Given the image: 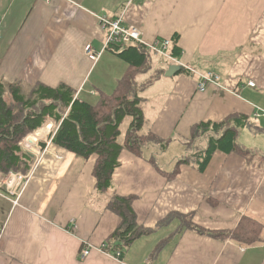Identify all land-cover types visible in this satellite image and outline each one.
<instances>
[{
	"label": "crops",
	"instance_id": "1",
	"mask_svg": "<svg viewBox=\"0 0 264 264\" xmlns=\"http://www.w3.org/2000/svg\"><path fill=\"white\" fill-rule=\"evenodd\" d=\"M103 16H121L148 41L170 39V52L177 35V57L219 78L200 90L198 76L187 69L147 86L140 93L143 132L163 143L141 155L123 149L105 192L96 188V156L84 158L52 143L48 122L36 146L30 143L38 150L31 173L0 170V264H264V157L216 149L203 169L181 163L175 176L149 162L155 155L172 170L186 153L193 125L212 127L227 117L238 143L264 156V115L255 114L264 110V0H0V78L64 83L89 102L100 90L111 93L128 62L114 45L105 46ZM87 43L100 52L96 60L85 53ZM152 56L154 67L138 77L140 83L170 66ZM11 173L30 176L9 189ZM113 193L135 194L138 223L154 231L118 247L119 258L93 248L83 259V243H107L121 221L107 207ZM246 219L261 224V240L222 239L185 223L227 230Z\"/></svg>",
	"mask_w": 264,
	"mask_h": 264
},
{
	"label": "trees",
	"instance_id": "2",
	"mask_svg": "<svg viewBox=\"0 0 264 264\" xmlns=\"http://www.w3.org/2000/svg\"><path fill=\"white\" fill-rule=\"evenodd\" d=\"M177 41L175 35L171 45V53L175 56L181 54ZM112 45L113 51L127 60L128 67L113 91L100 90L95 102L76 97V90L64 83L51 87L40 82L29 84L21 79L5 82L0 78L2 172H27L30 169L34 155L23 149L21 141L29 133L46 127L48 122H52L49 134L52 143L84 158L96 156L92 172L96 188L103 192L111 188L113 172L120 165L119 155L123 149L141 155L149 145L163 143L156 134L143 132L145 115L140 93L165 75V69L157 68L156 76L140 83L138 77L154 67L152 52L138 42L112 43L108 48ZM182 70L187 69L181 67L178 71ZM210 127V122L203 121L191 127L186 153L178 156L172 170H165L155 155L149 158V162L163 175L175 176L181 163L203 169L216 149L237 150L249 159L264 157L238 143V131L231 126L230 117ZM41 144L44 146L45 142ZM135 198V194L113 193L108 200L107 207L117 213L121 221L108 236L107 248L127 247L139 236L154 231L138 223L132 205ZM182 217L190 216L185 214ZM244 222L227 230H206L192 222L185 223L222 239L234 237L248 243L261 240V224L251 219Z\"/></svg>",
	"mask_w": 264,
	"mask_h": 264
},
{
	"label": "built area",
	"instance_id": "3",
	"mask_svg": "<svg viewBox=\"0 0 264 264\" xmlns=\"http://www.w3.org/2000/svg\"><path fill=\"white\" fill-rule=\"evenodd\" d=\"M101 27L107 28V37L105 40V46H109L112 43H141L146 46L154 56H156L160 61L166 64V67L170 65H182L183 68L190 70L192 74L198 76L197 87L200 90H204L210 83H215L219 78V75L213 71H198L191 68L189 65L183 63L179 57L173 55L169 48L171 41L168 38H157L153 41H148L144 38L142 30L134 24H125L121 16L109 18L100 17ZM85 53L92 59L97 58L100 52L93 49L91 44H86ZM248 84L254 85V81H249ZM261 112V113H260ZM255 113L257 116L264 115V110ZM27 178V175L21 173L10 174L5 181V184L9 189H12ZM93 248H97L103 252L113 254L117 258L120 256V252L116 248H107V243H103L99 247H95L93 244L85 241L79 251L81 258H86Z\"/></svg>",
	"mask_w": 264,
	"mask_h": 264
},
{
	"label": "bare ground",
	"instance_id": "4",
	"mask_svg": "<svg viewBox=\"0 0 264 264\" xmlns=\"http://www.w3.org/2000/svg\"><path fill=\"white\" fill-rule=\"evenodd\" d=\"M104 29H107V28H104ZM107 32H108V29H107ZM87 44H90V43H87ZM94 49V48H93ZM97 58H98V56H97ZM97 58H95L94 60H96ZM49 129V128H48ZM48 129H43V128H39V129H37L35 132H32V133H29L27 136H26V140H27V142L25 141V143H27L26 145L27 146H29V148H27L26 150L27 151H29V152H36V151H38V150H36V149H31V148H35V146H36V141H38V139L41 137V136H44V134H45V132L48 130ZM31 138V139H30ZM51 141V140H50ZM49 141V142H50ZM48 142V143H49ZM30 143H32V144H35V146H33L32 144H30ZM46 144V143H45ZM47 146H44L43 147V149H45ZM43 149H41L40 151H42ZM35 152L33 153L34 154V160H33V163H34V161H35V159L37 158L36 156H35ZM40 159V158H39ZM33 163H32V165L31 166H33ZM30 169H31V167H30ZM30 171V170H29ZM30 173H31V171H30ZM30 173L28 174L29 176H30ZM28 176V177H29ZM27 177V178H28ZM81 249V248H80ZM118 252H120V251H118ZM121 253V252H120ZM81 257V256H80Z\"/></svg>",
	"mask_w": 264,
	"mask_h": 264
},
{
	"label": "water",
	"instance_id": "5",
	"mask_svg": "<svg viewBox=\"0 0 264 264\" xmlns=\"http://www.w3.org/2000/svg\"><path fill=\"white\" fill-rule=\"evenodd\" d=\"M181 68L180 65H170L169 68L166 70L165 75L169 76L177 72Z\"/></svg>",
	"mask_w": 264,
	"mask_h": 264
},
{
	"label": "rangeland",
	"instance_id": "6",
	"mask_svg": "<svg viewBox=\"0 0 264 264\" xmlns=\"http://www.w3.org/2000/svg\"><path fill=\"white\" fill-rule=\"evenodd\" d=\"M31 139V138H30ZM26 142H27V140H25ZM168 155V154H167ZM162 163V162H161ZM165 168H167V169H171L172 168V165H170V162L168 161L167 163H166V166H165Z\"/></svg>",
	"mask_w": 264,
	"mask_h": 264
}]
</instances>
